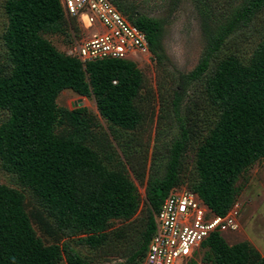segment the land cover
<instances>
[{
  "label": "trees",
  "instance_id": "1",
  "mask_svg": "<svg viewBox=\"0 0 264 264\" xmlns=\"http://www.w3.org/2000/svg\"><path fill=\"white\" fill-rule=\"evenodd\" d=\"M109 1L147 33L151 52L162 64L164 20L143 14L137 0ZM194 2L204 51L175 91L179 135L168 144L156 140L150 159V144L132 134L146 119L140 105L148 84L137 62L84 64L46 37H71L79 29L61 0H6L8 58L0 63V110L8 117L0 125V163L39 209L27 213L25 194L0 184V264H94L60 242L79 236V244L107 258L98 264H143L156 231L154 216L172 190L187 187L221 216L236 204L240 177L264 161V34L248 63L221 53L233 34L254 24L264 0L223 6L217 0ZM194 83H201L202 92L191 99ZM66 90L94 97L110 124L111 140L86 107L58 105ZM202 110L209 119H196ZM204 122L209 129L202 135L198 129ZM113 140L125 162L114 164ZM189 154H194L193 173L186 179ZM128 164L146 191L148 205L141 217H135L141 198ZM115 220L128 224L113 227ZM33 222L55 242L46 244ZM206 248L204 264H264V255L250 242L230 245L224 234L209 237Z\"/></svg>",
  "mask_w": 264,
  "mask_h": 264
},
{
  "label": "rangeland",
  "instance_id": "2",
  "mask_svg": "<svg viewBox=\"0 0 264 264\" xmlns=\"http://www.w3.org/2000/svg\"><path fill=\"white\" fill-rule=\"evenodd\" d=\"M223 3L239 4L240 0H217ZM140 4V11L143 14L164 20L163 31V47L165 60L162 64L157 63V58L152 56L149 59L144 57H137L133 60L137 62L138 68L146 77L148 89L143 91L142 105H140L146 119L142 127L137 129L133 135L137 136L138 140L145 146L150 144V159L154 150L156 140L159 138L164 143H171L180 133L178 119L173 111L172 102L175 99V91L178 87L179 80L182 74H188L198 65L199 60L203 54L205 42L201 28L200 18L198 16L194 0H137ZM6 0H0V63L7 62V49L4 45L3 35L8 24V16L5 11ZM228 3V4H229ZM77 32H71V37L64 35H47V39L60 51L66 54H71V50L83 38L88 37L86 29L80 25ZM76 34L75 37L72 35ZM264 34V11L261 12L254 24L249 28H244L233 34L224 48L221 56L236 54L242 61L248 63L253 51L260 43ZM201 83H194L190 88L191 99H195L201 95ZM58 105L69 109L82 106L88 109L89 114L94 118V121L100 125V133L105 132L110 140L112 135L110 132V124L100 115L96 100L93 96L81 97L71 90H66L58 97ZM186 105V103H185ZM185 116V113H184ZM8 114L0 110V125L7 120ZM210 115L204 110L200 111L196 119L199 121L209 119ZM214 119L211 118L210 120ZM206 122V121H205ZM201 123L199 126V133L206 134L209 126ZM165 124L163 133L161 132V125ZM207 125V126H206ZM103 134V133H102ZM129 136V134H128ZM124 137V136H123ZM115 153L118 160L126 161V157L116 141L113 140ZM137 157V155H136ZM150 159L148 160L149 162ZM194 154H189L188 162L190 169L186 172L185 178L192 176ZM127 169L134 183L138 187V192L141 198V205L139 212L135 217H141L147 208L145 187L139 184V181L133 176L131 167L128 164ZM14 177L5 171L0 163V184L9 185L11 187L21 190L26 197L25 208L27 213L33 214L39 207L35 198L29 191L21 189L20 186L14 182ZM240 189L239 197L236 202L240 209V230L236 232H227L224 238L230 245L239 242H250L262 255H264V161L260 160L250 167L238 181ZM113 227H120L127 225V222L115 220ZM37 231V235L42 237L46 244H53L55 241L51 236L43 234L37 223L33 222ZM79 237L75 239H63L61 244L68 243L82 254L87 259L98 264L104 262V254L96 250H92L85 245L79 244ZM208 252V248L199 251V255L203 258L204 254ZM203 262V261H202ZM66 264V263H63ZM204 264V263H203Z\"/></svg>",
  "mask_w": 264,
  "mask_h": 264
},
{
  "label": "built area",
  "instance_id": "3",
  "mask_svg": "<svg viewBox=\"0 0 264 264\" xmlns=\"http://www.w3.org/2000/svg\"><path fill=\"white\" fill-rule=\"evenodd\" d=\"M61 3L66 15L76 19L86 31L95 28L71 50L84 64L153 56L147 33L109 0ZM154 218L156 231L143 264H203L198 253L209 237L240 230L238 204L227 214L217 215L187 187L172 190Z\"/></svg>",
  "mask_w": 264,
  "mask_h": 264
}]
</instances>
